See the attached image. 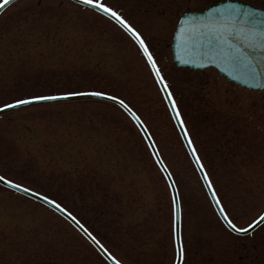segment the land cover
I'll list each match as a JSON object with an SVG mask.
<instances>
[{"label": "rangeland", "instance_id": "rangeland-1", "mask_svg": "<svg viewBox=\"0 0 264 264\" xmlns=\"http://www.w3.org/2000/svg\"><path fill=\"white\" fill-rule=\"evenodd\" d=\"M214 1L102 0L148 42L188 125L195 114L184 96L194 86L208 101L223 91L222 83L210 70L174 67L171 32L183 12ZM242 1L264 7V0ZM90 89L124 99L149 129L178 191L184 264H242L238 255L264 244V226L238 237L217 220L144 59L119 26L68 0H16L0 13V105ZM252 117L244 125L254 134L259 120ZM205 133L198 129L195 137L216 193L233 220L245 224L262 205L264 177L253 171L254 161L251 170L227 171L230 163L239 166L238 158L223 162L220 149H208ZM0 173L60 201L125 264L171 263L168 186L136 128L114 105L79 100L1 114ZM0 264L105 263L52 210L0 186Z\"/></svg>", "mask_w": 264, "mask_h": 264}, {"label": "snow or ice", "instance_id": "snow-or-ice-1", "mask_svg": "<svg viewBox=\"0 0 264 264\" xmlns=\"http://www.w3.org/2000/svg\"><path fill=\"white\" fill-rule=\"evenodd\" d=\"M9 0H0V4L8 3ZM80 2L91 5L94 9H97L101 13H105L112 20L118 22L121 28L128 34V36L138 46V51L142 54L145 60L146 67L150 74L154 77V82L160 86L159 91L164 94L163 100L166 102L167 107L172 113V119L175 120L183 134L184 139L187 141V147L190 150L191 155L195 159V163L199 170L203 172V179L209 191L212 194L216 204L220 205V200L217 196L215 189L213 188L212 180L209 178V174L205 171V165L202 162L200 156L197 153V148L193 142V139L189 133V129L186 125L185 120L181 115L180 108L177 104L173 92L165 79L164 74L160 66L157 63L156 57L150 50L148 42L142 36L141 32L137 30L122 14L114 10L110 5L102 2V0H80ZM187 21H183L179 24L177 32L181 39L186 42L191 41L195 38H199L204 42V45L209 49L210 54L215 57L219 56L231 63L234 66L242 68L246 71V74L255 77L257 75L264 76V13H259L255 9L247 8L242 4L234 2V0H226L225 3L219 5L216 8L210 9L207 16L199 20V31L189 34L187 31ZM192 62V61H189ZM209 62L215 63V59H211ZM75 95H92L97 97L109 98L124 109L135 119L138 123L139 128L145 133V139L151 141L148 147L151 149L155 148V141L151 140V135L148 134V128L144 121L136 114L135 111L118 96H113L106 91H90L86 93L78 92H60L53 95H32L21 99H13L10 103L2 104L0 107L3 108H15L17 105H29L32 101L42 100H56L61 97L75 96ZM153 155L159 156L158 151H154ZM157 162H160L159 160ZM167 171V169H164ZM171 178V173H168ZM0 181H6L10 188L19 189L31 193L33 191L30 187H25L23 184L16 183L12 179H6L4 176H0ZM174 183L170 187H174ZM39 196L40 194L37 193ZM45 202L51 203L55 208L64 212L68 218L72 219L79 225V221L73 216L66 207L61 203H58L56 199H50L48 195L43 196ZM178 194L171 198L172 207V219H173V230L175 231V218L177 209ZM221 214L227 219V213L224 208H220ZM231 227L235 228L231 220H228ZM256 221L253 220L252 224ZM252 224L248 227L251 228ZM83 228V225H80ZM89 237L99 245L102 252L108 259L112 261V264H124V261L114 255L108 250L100 241L96 239L87 229H84ZM240 232H244L245 229H238ZM180 255L183 256V247L180 249Z\"/></svg>", "mask_w": 264, "mask_h": 264}, {"label": "flooded vegetation", "instance_id": "flooded-vegetation-1", "mask_svg": "<svg viewBox=\"0 0 264 264\" xmlns=\"http://www.w3.org/2000/svg\"><path fill=\"white\" fill-rule=\"evenodd\" d=\"M217 76L222 83L223 91H215L208 97L210 100L202 101L198 97L196 88L192 87V92L184 96L185 99H190L193 108L194 120L187 124L186 118L183 119L189 129V133L197 148V153L201 156V151L196 141L195 132L199 129H204L207 133L208 149L212 152L220 149L223 162H237L230 160V157H237L239 166L233 164L226 165L225 168L229 172H244L250 167V162L254 161V172L259 174L260 178L264 177V113H262V101L264 100V92L245 89L241 86L229 82L224 77L211 71ZM214 83L213 80H211ZM212 89V88H211ZM179 96H177L178 98ZM192 98V101H191ZM178 100V99H177ZM178 104V101H177ZM180 107V105H178ZM246 109L248 111L246 112ZM255 114L257 128L247 129L244 125L245 121L251 123ZM205 121V123H204ZM263 122V123H262ZM193 123V124H192ZM192 125V126H191ZM197 125V127H195ZM247 129V130H246ZM219 151V150H218ZM250 169V168H249ZM251 170V169H250ZM258 176V178H259ZM262 205L259 210L242 226L247 225L253 218L258 216L264 209V197L261 199ZM244 207L242 212L245 213ZM264 223L251 231L248 235L239 236L247 237L258 231ZM254 252L244 250L241 255L236 258L241 260L242 264H264V244L255 246ZM212 262V258H210Z\"/></svg>", "mask_w": 264, "mask_h": 264}, {"label": "water", "instance_id": "water-1", "mask_svg": "<svg viewBox=\"0 0 264 264\" xmlns=\"http://www.w3.org/2000/svg\"><path fill=\"white\" fill-rule=\"evenodd\" d=\"M12 1H14V0H9L8 3L0 4V11L3 8H5ZM74 1H76L78 3H81V4H84V5H87V6L91 7V8H93L91 5H88V4H85V3L80 2V0H74ZM225 2L226 1H223V2H220V3L214 4V5H211L208 8H206L204 11H201V12H189V13H185L180 18V20L178 22V25H177V27L175 29V32H174V35H173V38H172V43H171V52H172L173 61H174L175 65H177V66L184 65V66H189V67L198 68V69L205 68V67H208V66H212V67L216 68L218 71H220L221 73L225 74L231 80H233V81H235V82H237V83H239V84H241L243 86L250 87V88L264 89V76L257 75L255 77H252V76L246 74V71L244 69L232 65L231 63L227 62L223 58H221L219 56L213 57L210 54L209 49L206 47V45H204V42L201 41L198 37L195 38V39H193V40H191V41H187L186 42L184 39H181L180 38L179 33L177 32V29L179 27V24L181 22H183V21H187L186 27H187V31H188L189 34L194 33L196 31H199V20L201 18H203V17H206L210 9L216 8V7H218L219 5H221V4L225 3ZM234 2L239 3V4H242L243 6H245L247 8L255 9L259 13H264V10L263 9L254 7V6L249 5L247 3L239 2V1H234ZM95 10H97V9H95ZM103 14H105V13H103ZM211 59H215L216 62L215 63L209 62ZM189 61H192V62H189ZM81 97H97V96H92V95L66 96V97L58 98L56 100L32 101L31 104L41 103V102L57 101V100H65V99H75V98H81ZM99 98L111 100V99L105 98V97H99ZM111 101H113V100H111ZM20 106H25V105H17L15 108L20 107ZM11 109H13V108H11ZM6 110H9V108H3V107L0 108V112L6 111ZM191 157H192L193 161L195 162L194 157L192 155H191ZM155 159H156V161L159 160V158L157 156H155ZM157 163L159 164L160 168L162 169V171H163V173H164V175L166 177V180H167V182L169 184V187H170V185L173 184L172 179L169 178L168 172L164 170L165 167L163 166V164L161 163V161L160 162H157ZM197 169H198L199 175H200V177H201V179H202V181L204 183V186H205L207 192L209 193V195H210V197L212 199L213 198L212 197V194L209 191V189L207 188V186L205 184V181L203 179V172L199 170L198 166H197ZM0 183H2L5 186H8L7 183H6V181H0ZM13 189H15V188H13ZM15 190L18 191V192H20V193H22V194H24V195H26V196H28V197H31L33 199H36V200H38V201L46 204L47 206L53 208L54 210H56L59 213H61L64 217H66L67 219H69L73 224L76 225L77 228H79L80 230H82L83 232H85L80 227V225H78L72 219L68 218L67 215L64 212H62V211L58 210L57 208H55L53 205H51V203L45 202L43 200V196L42 195H39L38 196L37 193L34 192V191H32L31 193H28V192H25V191H21L19 189H15ZM170 190H171L172 197L177 195L176 194L175 187H170ZM213 204L215 206V209H216L217 213L219 214V216L221 217V219L225 222V224L228 227H230L232 230L240 233V231H238V229L233 228V227H231L229 225V223L225 219L224 215L221 214L220 206H218L216 204V201L214 199H213ZM177 209H178V211L176 213V218H175V231H174V238H175V245H176V253H177V260H176L175 264H178L179 263L180 256H181L180 255V242H179V203H178V200H177ZM263 219H264V215L261 216L258 220H256V223L253 224L251 226V228L255 227ZM85 234L87 235L86 232H85ZM92 242L95 243L93 240H92Z\"/></svg>", "mask_w": 264, "mask_h": 264}]
</instances>
